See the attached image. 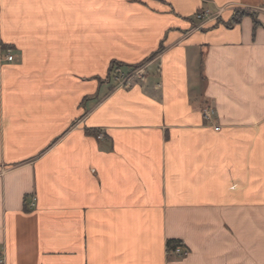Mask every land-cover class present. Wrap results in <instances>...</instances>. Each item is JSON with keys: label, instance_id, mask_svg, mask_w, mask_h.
<instances>
[{"label": "crops", "instance_id": "obj_1", "mask_svg": "<svg viewBox=\"0 0 264 264\" xmlns=\"http://www.w3.org/2000/svg\"><path fill=\"white\" fill-rule=\"evenodd\" d=\"M0 264H264V0H0Z\"/></svg>", "mask_w": 264, "mask_h": 264}, {"label": "built area", "instance_id": "obj_2", "mask_svg": "<svg viewBox=\"0 0 264 264\" xmlns=\"http://www.w3.org/2000/svg\"><path fill=\"white\" fill-rule=\"evenodd\" d=\"M207 11H198L195 13V18L197 20H201L203 19L206 15H207ZM6 60L7 61H12L13 60V55L12 53H10V51H8L7 55H6ZM145 75V71H144V66L143 65H139L135 68H131V69H123L122 67H116L113 69L110 79L112 80V82L115 84V86L117 87H128L130 86L134 81L142 79ZM217 128V127H215ZM35 204V200L34 198L32 199V202L29 204V207H33ZM173 254H175L176 256H182L183 254H185V250L176 245L172 251Z\"/></svg>", "mask_w": 264, "mask_h": 264}, {"label": "trees", "instance_id": "obj_3", "mask_svg": "<svg viewBox=\"0 0 264 264\" xmlns=\"http://www.w3.org/2000/svg\"><path fill=\"white\" fill-rule=\"evenodd\" d=\"M245 15L251 16L253 18V20H254V23L256 24V21H255V18H254V13L250 12L248 10H244V9L235 10L233 12V16L231 17V22H236L241 17H243ZM139 65H141V63H136V64H133V65H126V64H122V63L111 62L110 66H109V73H108L107 77L109 78L111 76V73H112L113 69L116 68V67H122V68H125L127 70V69H131V68H135V67H137ZM177 243H178L177 241L169 240L167 242V250H169V249L172 250L176 246Z\"/></svg>", "mask_w": 264, "mask_h": 264}, {"label": "rangeland", "instance_id": "obj_4", "mask_svg": "<svg viewBox=\"0 0 264 264\" xmlns=\"http://www.w3.org/2000/svg\"><path fill=\"white\" fill-rule=\"evenodd\" d=\"M100 81H101V84H102V79H100Z\"/></svg>", "mask_w": 264, "mask_h": 264}]
</instances>
